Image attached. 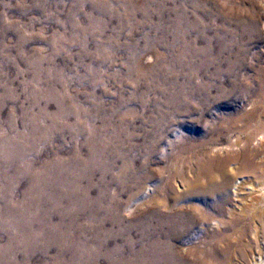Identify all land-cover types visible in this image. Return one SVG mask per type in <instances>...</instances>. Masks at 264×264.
Segmentation results:
<instances>
[{"label":"rangeland","instance_id":"obj_1","mask_svg":"<svg viewBox=\"0 0 264 264\" xmlns=\"http://www.w3.org/2000/svg\"><path fill=\"white\" fill-rule=\"evenodd\" d=\"M232 1L234 8L229 9L227 2L216 0L226 8L224 15L231 17L230 28L237 22L235 11L241 20L256 27L232 78L225 76L220 90L209 91L206 97L155 108L143 107L136 101L122 105L120 100L129 96L131 86L99 80L100 83L90 76L105 73L98 67L102 49L109 55V73L123 77H135L137 73L136 65L125 66L129 54L136 56L142 69L147 65L145 56L153 55L156 61L150 65L157 69L169 61L162 55L168 47L175 53L180 50L179 45L171 44V37H164V28L143 21L141 10L117 0H0V264L138 262L136 249L123 247L114 252L105 245L96 247L93 242L99 150L106 155L118 153L114 129H125L131 136L125 147L138 149L129 159L137 166H145L149 175L147 190L165 189L171 183L174 193L181 194L186 186L179 177L186 174L193 179L197 172L196 161L191 173L187 171V157L207 152L211 157L224 158L238 152L229 146L235 135L217 138L211 130L216 120H240L244 114L251 116L243 120H264V0ZM135 2L144 4L151 13L171 10L167 13L171 20L179 7L177 2L165 0ZM191 11L187 6L181 17L192 19ZM175 20L176 17L172 23ZM90 30L98 35L91 36ZM206 35L212 36L210 31ZM195 36L190 33L186 41L192 43ZM223 39L211 42L215 57L224 56ZM201 42L198 39V46L204 45ZM1 44L9 52L4 53ZM207 77L202 75L201 79L206 83ZM232 81L235 85L230 88ZM67 92L76 95L82 111L93 119L75 116L72 105L67 106ZM53 93L58 100H54ZM97 108L106 116L98 117ZM111 111L115 113L108 120L107 113ZM143 120H172L148 157L145 149L138 148L144 140ZM179 137L195 144L193 152L171 148L170 144ZM209 139L215 148H211L212 144L202 145ZM124 159L126 156L118 153L116 171L122 168ZM118 185L109 182L106 188L113 194ZM127 197L121 194L122 201ZM193 203V199L185 201L178 208L187 212ZM134 208L137 207L128 208L122 220L128 222L137 211ZM145 212V208L141 210ZM6 225H12L11 229ZM202 228L195 225L186 235L174 238L173 243L178 250L200 252ZM129 236L133 241L138 237L136 232ZM181 257L187 264L200 262L197 256Z\"/></svg>","mask_w":264,"mask_h":264},{"label":"bare ground","instance_id":"obj_2","mask_svg":"<svg viewBox=\"0 0 264 264\" xmlns=\"http://www.w3.org/2000/svg\"><path fill=\"white\" fill-rule=\"evenodd\" d=\"M117 1L128 8L141 10L144 22L164 28L166 31L164 37H171V44L180 46L177 53L168 47L166 54L162 55H166L169 61L162 63L157 69L151 68L150 65L156 61L153 55L148 53L145 56L144 63L147 65L142 69L136 56L133 53L129 54L125 66L136 65L135 77L109 73L110 66L107 64L109 55L104 54L103 49L100 51L99 46L102 58L98 61V67L105 73L90 75L91 80L131 86L132 92L129 96L120 100L122 105L136 101L143 107L173 106L178 102L206 97L209 91L220 90L224 77L232 78L240 64L239 56L244 53L247 43L256 31L255 25L241 20L237 11L235 15L231 10L229 12L237 18V22L230 28L231 17L228 15L227 18L224 15L226 8L217 4L216 0H165L177 2L179 5L175 10L174 23L172 20L175 17L171 20L167 15L171 10L151 13L144 4L135 0ZM224 1L227 2L229 9L234 8L232 2L235 1ZM187 6H191L192 19L185 20L181 17L183 15L181 12ZM207 31H210L212 36H207ZM90 32L91 36L98 35V33L95 35V30ZM190 33H196L192 43H188L189 39L186 41ZM220 37H224L222 44L225 53L223 57H215L210 46L213 40ZM198 39H202L203 46H198ZM108 45L114 46L112 43ZM1 50L4 53L9 52L8 47L2 44ZM218 53L219 51L215 52V55ZM202 75L208 76L206 83L201 79ZM233 85L235 84L232 81L230 88ZM61 86L63 87V84ZM66 94L67 106L72 105L76 117L84 120L86 117L93 119L90 113L82 111L83 107L79 106L76 95H70L68 92ZM53 98L59 99L54 93ZM251 104L255 105V102ZM114 113V111L107 113V119L109 120ZM96 115L106 116L101 108H97ZM250 116L251 114H244L240 120H216L211 130L215 134L214 137L229 138L235 135L228 143L230 147L237 148L238 152L224 158L211 157L207 152H202L198 157L192 155L187 157L186 162L190 164L189 166L186 164L190 167L187 171L191 173L194 169L192 164L196 161L197 172L193 179L186 177V174L178 176L186 190L177 195L171 183L165 189L159 187L153 190L146 189L149 175L145 172V166L143 164L137 166L129 159V155L138 149L125 147L131 139L125 129H114L119 143L115 148L119 154L126 156V159L122 168L116 171L114 164L118 153L106 155L103 149L99 150L97 169L99 177L96 182L97 194L93 201H96L93 205V214L97 222L93 239L96 247L108 246L114 252L122 250L123 247L129 250L136 249L140 257L134 264H187L182 255L187 258L195 256L201 258L196 257L200 261L196 264H264V120H243L249 119ZM171 122L172 120L142 121L144 140L138 148L146 150V157L154 150L157 141L163 138ZM121 135L126 139L122 140ZM212 141L209 139L202 145L212 144L211 148H215ZM170 146L172 149L178 147L183 152H193L195 149L192 141L181 140L180 137L179 141L172 142ZM47 166L45 164V167ZM109 182L119 184V188L113 194L106 188ZM86 192L84 190V193ZM148 192L149 194H146ZM125 193L128 197L122 201L121 194ZM192 199L195 203L188 206L187 212L178 208V205ZM131 204L137 207L134 208L137 210L134 213L138 215L132 213L127 222L122 220V214L133 206ZM143 207L146 212L142 214ZM198 224L202 225L201 230L204 232L203 237L199 239L203 246L202 250L196 253L192 250H178L173 243L174 238L186 235ZM6 226L9 229L12 227ZM132 232H136L138 236L134 241L129 239Z\"/></svg>","mask_w":264,"mask_h":264}]
</instances>
